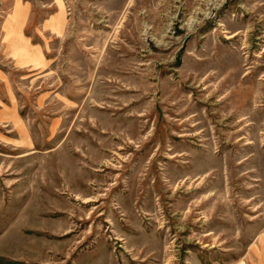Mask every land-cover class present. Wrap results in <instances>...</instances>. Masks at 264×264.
<instances>
[{"label": "rangeland", "instance_id": "obj_1", "mask_svg": "<svg viewBox=\"0 0 264 264\" xmlns=\"http://www.w3.org/2000/svg\"><path fill=\"white\" fill-rule=\"evenodd\" d=\"M0 264H264V0H0Z\"/></svg>", "mask_w": 264, "mask_h": 264}, {"label": "crops", "instance_id": "obj_2", "mask_svg": "<svg viewBox=\"0 0 264 264\" xmlns=\"http://www.w3.org/2000/svg\"><path fill=\"white\" fill-rule=\"evenodd\" d=\"M30 59H31V61H32V62H34V58H33V57H32V58H30Z\"/></svg>", "mask_w": 264, "mask_h": 264}]
</instances>
